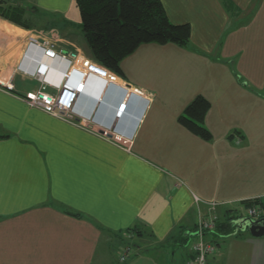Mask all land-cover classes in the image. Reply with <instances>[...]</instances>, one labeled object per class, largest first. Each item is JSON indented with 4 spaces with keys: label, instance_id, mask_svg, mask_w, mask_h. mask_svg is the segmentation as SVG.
Returning a JSON list of instances; mask_svg holds the SVG:
<instances>
[{
    "label": "crops",
    "instance_id": "crops-1",
    "mask_svg": "<svg viewBox=\"0 0 264 264\" xmlns=\"http://www.w3.org/2000/svg\"><path fill=\"white\" fill-rule=\"evenodd\" d=\"M159 1L188 44L139 46L125 87L89 76L69 119L22 99L40 88L45 34L91 59L74 0H32L28 29L0 17V264H123L134 233L124 264H190L209 221L207 264H264V236L216 228L264 205V0ZM68 69L50 62L47 93ZM197 100L209 139L181 121Z\"/></svg>",
    "mask_w": 264,
    "mask_h": 264
},
{
    "label": "trees",
    "instance_id": "trees-1",
    "mask_svg": "<svg viewBox=\"0 0 264 264\" xmlns=\"http://www.w3.org/2000/svg\"><path fill=\"white\" fill-rule=\"evenodd\" d=\"M16 1L0 0V17L28 29L29 15ZM74 3L90 58L116 75L120 74V63L141 45L184 47L190 41L188 25L170 23L159 0H74ZM207 108L205 101L197 100L186 110L188 119L181 118L185 127L205 139L210 136L200 122ZM261 207L264 211V205ZM231 220L216 228L223 229L224 235L233 233L236 226L232 228Z\"/></svg>",
    "mask_w": 264,
    "mask_h": 264
},
{
    "label": "built area",
    "instance_id": "built-area-1",
    "mask_svg": "<svg viewBox=\"0 0 264 264\" xmlns=\"http://www.w3.org/2000/svg\"><path fill=\"white\" fill-rule=\"evenodd\" d=\"M50 33L45 34L40 40L33 41V44L42 47L43 59L38 62L34 76L40 85L39 90L22 99L28 106L52 116L69 119L79 95L84 93V83L89 76L104 80L107 84L125 87L126 83L116 74L102 68L91 59L83 57L80 53L73 51L67 53L66 56L62 47H60V37L54 31ZM57 57L67 59L69 61V69L63 74L62 84L56 93L49 94L46 92L47 87L44 83V78L50 70V62ZM131 93L147 101V103L150 102L149 94L139 90H133ZM125 107L126 102L120 105L116 110V118H120L124 114ZM246 214L248 218L256 220L262 218L264 212L258 206L248 209ZM214 223V221H209L198 224L197 233L200 240L192 246L193 258L190 264H207V258L213 254L214 247L204 243L202 237L206 232H211L215 229ZM120 260L126 261V256H121Z\"/></svg>",
    "mask_w": 264,
    "mask_h": 264
},
{
    "label": "rangeland",
    "instance_id": "rangeland-1",
    "mask_svg": "<svg viewBox=\"0 0 264 264\" xmlns=\"http://www.w3.org/2000/svg\"><path fill=\"white\" fill-rule=\"evenodd\" d=\"M31 2H32V0H17L15 2L16 4H19L20 7L25 8V10L27 12V15H29V16L26 17L29 20V21H26L28 23V25H31L32 24V20H33V17H32V12L33 11H32V4H31ZM44 15L45 14H42V17H41L42 18L41 19L42 21L41 20L40 21L38 20V22L36 23V26L37 27H41V26L45 25V23H44L43 20H44V18L47 19L48 17L47 16H44ZM52 24H54L53 26H57L56 23H52ZM225 221L222 224H220L219 226L225 225ZM231 225H232V228H233V225L234 224H231ZM138 237L139 236L136 235V233H134V236L133 235H123V236H121L120 242L123 244V245H121V247H122L121 249H123L122 252L124 253L122 256H126V259H128V255H127L128 250H131V247H133L134 245H136L138 243ZM131 254H132V252H131ZM120 262L124 264L126 261L123 262L122 260H120Z\"/></svg>",
    "mask_w": 264,
    "mask_h": 264
},
{
    "label": "water",
    "instance_id": "water-1",
    "mask_svg": "<svg viewBox=\"0 0 264 264\" xmlns=\"http://www.w3.org/2000/svg\"><path fill=\"white\" fill-rule=\"evenodd\" d=\"M235 233L246 231L251 237L260 238L264 236V217L259 219L239 218L234 222Z\"/></svg>",
    "mask_w": 264,
    "mask_h": 264
}]
</instances>
